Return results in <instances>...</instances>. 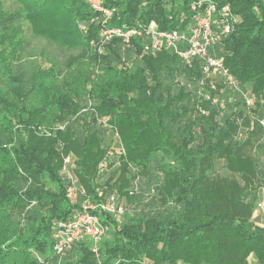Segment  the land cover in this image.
<instances>
[{"label":"trees","instance_id":"1","mask_svg":"<svg viewBox=\"0 0 264 264\" xmlns=\"http://www.w3.org/2000/svg\"><path fill=\"white\" fill-rule=\"evenodd\" d=\"M99 1L113 11L104 26L86 0H50L42 5L44 16L21 6L26 18L34 24L48 20L46 25L51 24L47 5L61 6L77 22L72 40L79 23L92 22L81 52L67 64L87 58L117 80L112 93L46 96L42 107L24 111L16 141L0 128V161L13 156L0 169V264H17L10 258L17 245L19 253L34 255L25 264H40L37 258L57 264L53 223L71 218L84 198L109 195L125 200L127 211L121 217L99 216L105 230L100 263L84 239L60 264H249V257L264 264V228L251 221L264 176L253 152L262 148L253 145L264 137V0H209L217 8L210 56L221 61L241 93L227 88L217 72L206 77L201 59L186 65L165 46L145 52V37L128 44L114 37L102 42L105 28L145 29L153 23L160 32H183L206 0ZM230 16L235 21L224 35L221 19ZM65 43L50 44L77 50ZM102 122L116 131L123 154ZM66 157L75 163L73 192L61 175ZM218 162L231 177L217 174ZM136 179L148 199L131 188ZM12 219L25 238L7 239Z\"/></svg>","mask_w":264,"mask_h":264},{"label":"rangeland","instance_id":"2","mask_svg":"<svg viewBox=\"0 0 264 264\" xmlns=\"http://www.w3.org/2000/svg\"><path fill=\"white\" fill-rule=\"evenodd\" d=\"M49 1L0 0V128L10 133L15 141L19 123L25 117L24 111L42 107L46 96L51 98L68 92L79 95L90 92L95 94L100 91L112 93L113 84L117 80L112 71L103 66L96 68L87 58H79L71 66L67 64L70 57H75L81 52L80 48L85 45L81 41L89 35L87 32L92 22L79 23L78 36L72 40L70 34L76 31L77 22L70 19L61 6L53 8L54 1L47 5L48 8L51 4L49 11L51 24L42 23L48 21L45 19L34 24L29 17L23 15L21 6H25L26 3L28 7L35 8L36 12H41L44 16L47 11L42 5ZM65 34L69 37H61ZM59 40L77 50L50 44L58 43ZM31 84L34 85L33 88ZM108 135L113 145L112 134ZM253 146H262L260 150L254 149L253 152L256 154L258 170L264 175V137L259 138ZM12 159L13 156H10L0 161V169L10 165ZM215 169L220 177H231L221 162L216 164ZM105 170L106 163L101 166L102 184L107 178ZM131 185L134 192L143 193L144 199H148L149 193L141 183L139 186L137 179L133 180ZM257 197L251 221L255 227L264 228V176L257 183ZM6 231L9 241L20 236L26 237L23 227L16 219L9 221ZM20 248L18 245L15 247L14 252L10 254L11 259L17 264H25V260H34L32 251H29L28 255L22 254L16 251ZM248 263L255 264V259L249 257Z\"/></svg>","mask_w":264,"mask_h":264},{"label":"built area","instance_id":"3","mask_svg":"<svg viewBox=\"0 0 264 264\" xmlns=\"http://www.w3.org/2000/svg\"><path fill=\"white\" fill-rule=\"evenodd\" d=\"M88 6L97 13L101 14V26L107 25L108 20L113 15V11L105 10L101 7L99 0H86ZM205 4L204 10L195 15L194 24L187 27L185 31L177 30L160 32L157 27L151 23L147 28L141 29L137 27L127 28H105L101 31L102 42L107 43L111 38H119L122 43L128 44L133 37H145L148 39V44L144 46V51L153 52L165 46L174 54H176L183 63L190 64L194 58L201 59L204 63L202 73L208 77L215 72L219 73L227 88L235 92L241 90L234 78L222 66L221 61L210 56V48L216 40V35L213 29L214 14L217 12L215 4L209 0L203 2ZM198 4H201L199 2ZM192 9H195L193 5ZM230 15V14H229ZM235 17L230 16L228 21L226 18L221 19V32L228 35L231 32L232 24ZM248 94L243 95L246 104H249ZM103 124V128L112 134V143L115 145L118 154H123L118 135L116 131L108 125ZM261 126L264 128V121ZM60 129L62 126L59 127ZM75 163L70 157L63 160V167L61 175L66 177L71 183L70 192L75 191L77 180L73 174ZM80 194L84 195L83 190ZM102 193H97V199L101 198ZM127 211L126 202L115 195L102 197V200H90L87 197L81 201L79 210L71 218L53 223L55 231L52 235L53 239V253L59 257L60 264L61 257L65 252H68L72 247L84 239L90 241V251L94 255L96 261L100 263L99 244L105 236V230L100 223L99 216L112 215L114 217H121ZM38 263H42L41 258H37Z\"/></svg>","mask_w":264,"mask_h":264}]
</instances>
